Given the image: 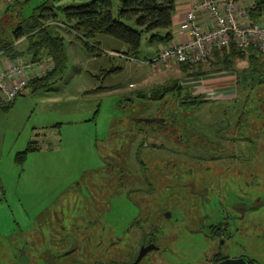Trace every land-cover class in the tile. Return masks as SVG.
Here are the masks:
<instances>
[{
    "label": "rangeland",
    "instance_id": "374dc122",
    "mask_svg": "<svg viewBox=\"0 0 264 264\" xmlns=\"http://www.w3.org/2000/svg\"><path fill=\"white\" fill-rule=\"evenodd\" d=\"M41 1L27 0L19 9L20 15L31 14ZM113 2L115 14L117 1ZM51 22L64 27L59 21ZM58 30L65 37L63 68L45 88L33 90L28 86L7 109L0 108V264H17L19 254L23 264H45V256L63 252L70 241L62 240L68 235L69 217L82 204L97 203L99 195L102 207L130 204L124 196L127 183H106L111 160L120 162L131 156L146 162V157H160L168 162L170 156L179 155L178 162L185 161L182 166L186 167L195 163L194 155H213L201 149L202 143L212 147L213 141L223 147L232 144L230 150L216 155H226L234 148L239 162L235 180L222 181L225 220L230 223L233 213L240 215L237 228H229L233 244L224 251L230 255L264 253V81L262 75L247 68L246 56L237 58L229 70L236 74L239 96L229 101H197L202 97L191 95L201 82L194 81L228 71L220 68L209 72L219 67L212 57L203 62L205 74L192 76V70L183 72L175 63L167 68L149 65L147 61L159 43L148 42L145 35L139 54L128 58L112 51L125 46L109 36L99 35L100 46L86 50L73 31L66 27ZM174 83L180 90L156 97L160 89ZM158 118L168 119L176 129L156 135ZM175 136L180 143H175ZM227 136L233 140L225 141ZM32 140L39 149L18 162L17 152ZM149 161L146 171L137 164L133 171L139 177L142 172L156 174V163ZM161 167L158 165L157 170ZM116 171L108 176L119 179L121 174L116 175ZM160 196L166 203L171 201L164 193ZM147 198L145 205L152 203ZM192 198L178 193L174 200L186 204ZM215 200L216 196L209 197L210 202ZM233 203H240V212H233ZM115 214L119 215L113 212L114 220ZM184 233L187 238L183 243L192 247V261L199 259L193 264H204V256L211 255L215 246L200 235ZM117 257L109 250L105 258L110 261ZM177 259L184 258L180 255Z\"/></svg>",
    "mask_w": 264,
    "mask_h": 264
},
{
    "label": "flooded vegetation",
    "instance_id": "af4514ba",
    "mask_svg": "<svg viewBox=\"0 0 264 264\" xmlns=\"http://www.w3.org/2000/svg\"><path fill=\"white\" fill-rule=\"evenodd\" d=\"M262 108L264 109V106ZM237 117L240 118L238 115ZM157 121L159 124L155 127L156 135L176 129L169 125L168 119L158 118ZM237 130L240 131L239 126ZM174 139L175 143L181 141L176 136ZM231 140L233 137L227 136L225 141ZM212 144L211 147L209 143H202L204 147L201 146V149L213 155L193 154V158H196L195 163L186 167L182 166L185 161L178 162L179 155L170 156L168 162L161 161L160 157H146L147 164L151 163L149 159L152 163H156V174H150V176L142 172L139 177V174L133 171L134 164L144 167L145 171V167H148L146 162L138 159L139 157L130 156L128 160L120 162L111 160L110 167L106 169V183L113 181L117 185L127 183L128 188L124 196L131 201L130 204H123L122 207L109 204L102 207L101 195L95 196L97 203L82 204L81 209L77 210L73 217H69L66 233L68 235L62 238V240H70L68 247L63 252H57L53 257L45 256L43 263L193 264L199 259L193 262L190 256L193 253L190 249L192 247L183 243V240L187 238L184 232H188L191 235H200L204 241L215 246V249L211 250V255L207 253V256H204V264H219L226 259H243L245 264H264V253L230 255L224 251L226 247L233 244L230 241L232 236L229 228L230 226L234 230L237 228L235 223L240 215L233 213L230 216L232 217L230 223L225 220L222 181L225 178L232 179V182L235 180L239 162L236 161L234 148L226 155H216L223 150H230L233 147L232 144L227 145L228 147H223L214 141ZM187 148L193 149L189 146ZM158 165H162V169L157 170ZM115 168L117 170L115 174L119 172L121 174L119 179L108 176ZM125 170L128 171L129 177L127 173H124ZM158 191L164 193L168 199L171 198V201L167 203L162 201ZM178 193H185L193 198L190 203L177 204V200L174 199L177 198ZM147 196L152 201L149 205L143 204ZM211 196H216V200L210 202ZM149 199L147 198V201ZM84 200L85 198L82 199ZM197 201L199 203H196ZM113 207L118 209H112ZM202 207L204 209L200 210ZM241 207L240 203L231 205L233 212H240ZM177 208L180 210L178 211ZM113 212L119 214H115V220L112 218ZM62 226V228L66 227ZM45 230L49 231L48 227ZM177 242L182 243L176 245ZM109 250L117 253V259L106 260ZM19 255L16 262L23 264ZM180 255L183 256V261L177 259Z\"/></svg>",
    "mask_w": 264,
    "mask_h": 264
},
{
    "label": "trees",
    "instance_id": "16d2710c",
    "mask_svg": "<svg viewBox=\"0 0 264 264\" xmlns=\"http://www.w3.org/2000/svg\"><path fill=\"white\" fill-rule=\"evenodd\" d=\"M60 1L62 0H42L27 16L20 17L16 12L17 21L10 29L7 27L9 22L7 16L0 20L2 56L10 61L25 63H34L48 57L53 63V68L43 76L28 81L26 87L32 86L33 90L49 85L51 77L60 72L64 66L65 37L60 33L59 28L66 27L73 31L86 50L100 46L99 35L109 36L125 46L124 49H112V51L127 57H136L139 54L142 35H145L147 41L151 43H168L173 36L172 17L176 0H116L115 14L113 0H71L64 4L59 3ZM26 2L27 0L19 1L18 9ZM252 3L254 6L249 10L250 19L258 21L264 16V0H252ZM51 21H59L64 27ZM210 57L214 59L213 63L216 67L217 65L219 67L210 68L209 72L220 68L229 70L237 58L245 57L249 62L247 68L253 73L262 75L261 81H264V58L253 47L244 51L231 43L228 47L214 49ZM177 64L183 72L192 70L190 73L192 76L206 72L201 69L203 62ZM180 88L174 83L160 89L156 97H163L168 91L180 90ZM13 101L0 105V108L7 109ZM37 149H39L37 142L30 141L24 150L17 152L16 160L22 162L28 152Z\"/></svg>",
    "mask_w": 264,
    "mask_h": 264
},
{
    "label": "built area",
    "instance_id": "2783aa9c",
    "mask_svg": "<svg viewBox=\"0 0 264 264\" xmlns=\"http://www.w3.org/2000/svg\"><path fill=\"white\" fill-rule=\"evenodd\" d=\"M13 1L2 0L5 4ZM253 6V3L238 6L235 0L194 2L176 28V34L183 39L160 43L147 63L167 68L174 63L205 62L214 49L228 47L231 43L244 51L253 47L264 58V17L252 21L249 10ZM199 12L208 20L205 25L198 22ZM52 68L53 63L48 57L34 63L9 60L1 65L0 105L13 101L18 94L23 93L30 79L41 77Z\"/></svg>",
    "mask_w": 264,
    "mask_h": 264
},
{
    "label": "crops",
    "instance_id": "0c3cea01",
    "mask_svg": "<svg viewBox=\"0 0 264 264\" xmlns=\"http://www.w3.org/2000/svg\"><path fill=\"white\" fill-rule=\"evenodd\" d=\"M19 1L21 0H14L13 3H11L10 6H8L9 4H5L2 2V0H0V20L6 18L7 16L9 21L7 27L9 29L11 28V26L15 25L17 21L16 18L18 17L16 16V14L13 15L12 11H14L15 13L18 12L20 14V11H17L19 10L17 6ZM196 1L198 0H176L175 11L172 17V35H173L172 39L174 40L183 39L182 36L180 37L176 34V28L179 25V23L183 20L185 12L189 10L192 4ZM235 1L238 6H248L250 3H252V0H235ZM261 18L259 20H261ZM197 19L199 24L201 25H205V22L208 21L207 18L200 12L197 13ZM157 48L158 47L156 45V50ZM8 61H9L8 58L0 54V66L3 65L4 63H7ZM229 70L218 72L213 75H207L203 77L201 80L198 79L194 81L193 83L195 82L196 83L201 82V83L194 86L196 90L195 93H193V95L191 96L196 99L202 97L201 100L203 101L208 99H221L227 101L235 99L237 96H239V92H237V85L235 84L236 74L235 72H231Z\"/></svg>",
    "mask_w": 264,
    "mask_h": 264
},
{
    "label": "water",
    "instance_id": "95a60500",
    "mask_svg": "<svg viewBox=\"0 0 264 264\" xmlns=\"http://www.w3.org/2000/svg\"><path fill=\"white\" fill-rule=\"evenodd\" d=\"M219 264H245L243 259H226Z\"/></svg>",
    "mask_w": 264,
    "mask_h": 264
}]
</instances>
